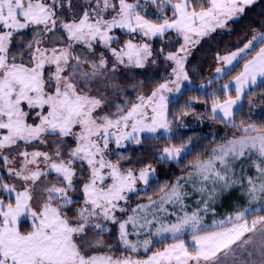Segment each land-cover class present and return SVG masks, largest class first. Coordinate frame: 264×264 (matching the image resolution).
I'll use <instances>...</instances> for the list:
<instances>
[{
  "label": "snow or ice",
  "instance_id": "snow-or-ice-1",
  "mask_svg": "<svg viewBox=\"0 0 264 264\" xmlns=\"http://www.w3.org/2000/svg\"><path fill=\"white\" fill-rule=\"evenodd\" d=\"M258 2L0 0V264H264Z\"/></svg>",
  "mask_w": 264,
  "mask_h": 264
},
{
  "label": "trees",
  "instance_id": "trees-1",
  "mask_svg": "<svg viewBox=\"0 0 264 264\" xmlns=\"http://www.w3.org/2000/svg\"><path fill=\"white\" fill-rule=\"evenodd\" d=\"M262 10H264V0H259V2L254 6V8L249 11L248 16L244 19V21L238 25H236V36H238L245 28V25L248 23V21L256 16L258 13H260ZM236 36L230 37L229 39H236ZM199 56L203 57L204 53H199ZM196 61H194L195 63ZM203 74L205 77H209L207 75L208 68L213 64L211 54H209L206 58L203 59ZM239 71V67L236 68V72ZM232 75H235V72L232 73ZM143 77H141L142 79ZM210 78V77H209ZM230 78V77H229ZM157 79H159V76H157ZM220 81H217V84ZM200 94V93H195ZM197 111L204 112L206 111V108L203 106H197ZM185 123L189 124L190 127L185 129L186 135H191L194 137H203L204 139L201 141L204 144L208 143V140L210 138L209 134H219V136H224L226 134V130H223L220 127H213L210 122H198L194 118L189 117L186 119ZM158 143L161 144H167V140H160ZM179 143V141H177ZM131 150V149H130ZM191 159V157H189ZM154 166L157 168V175L160 177V182H171V180L175 177L181 174L180 169L183 168V165L178 166H171V165H161L159 161H153ZM167 242V241H166ZM143 256L144 254L141 253Z\"/></svg>",
  "mask_w": 264,
  "mask_h": 264
},
{
  "label": "rangeland",
  "instance_id": "rangeland-1",
  "mask_svg": "<svg viewBox=\"0 0 264 264\" xmlns=\"http://www.w3.org/2000/svg\"><path fill=\"white\" fill-rule=\"evenodd\" d=\"M208 69H209V70H208L207 75H208L209 77H211V75H212L213 72H214V65L212 64ZM161 183H163V182H161ZM155 187H156V185L153 184V188H155ZM233 198H235V197H233ZM189 203L191 204V203H193V201L190 200ZM227 210H228V207H227V202H226L225 205H224V207H222V208L219 209L218 211H220L221 213H223L224 211H227ZM215 218H220V217H215ZM212 219H214V217L209 216V217L206 218V221H207L208 223H211Z\"/></svg>",
  "mask_w": 264,
  "mask_h": 264
}]
</instances>
